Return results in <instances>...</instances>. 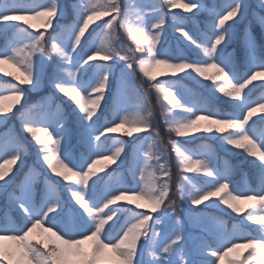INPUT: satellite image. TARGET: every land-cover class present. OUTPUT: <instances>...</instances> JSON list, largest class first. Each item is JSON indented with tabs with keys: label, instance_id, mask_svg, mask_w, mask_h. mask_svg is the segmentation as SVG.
Segmentation results:
<instances>
[{
	"label": "snow or ice",
	"instance_id": "6c2138e0",
	"mask_svg": "<svg viewBox=\"0 0 264 264\" xmlns=\"http://www.w3.org/2000/svg\"><path fill=\"white\" fill-rule=\"evenodd\" d=\"M201 13L206 27L194 34ZM169 18L194 55L169 44ZM245 20L241 67L227 45ZM253 23L264 35V0L217 7L203 0H0V125L17 115L36 148L17 180L13 166L25 165L29 146L14 128L0 133V264H264V95L252 97L254 82L264 88V50ZM137 72L139 86L131 83ZM188 79L208 95L173 93ZM46 85L52 91L28 101L29 91ZM105 107L110 115L101 120ZM200 132L226 152L239 150L252 175L242 170L237 183L227 157L176 139ZM200 205L231 210L235 223L229 229L222 216L193 215ZM185 218L198 227L212 219L216 228L189 234Z\"/></svg>",
	"mask_w": 264,
	"mask_h": 264
},
{
	"label": "rangeland",
	"instance_id": "374dc122",
	"mask_svg": "<svg viewBox=\"0 0 264 264\" xmlns=\"http://www.w3.org/2000/svg\"><path fill=\"white\" fill-rule=\"evenodd\" d=\"M66 2H67V0H66ZM203 2L207 6L217 7V6H221L224 1L223 0H203ZM250 2L253 4V6H255V0H250ZM172 11L181 12V14L183 16H185V17H190L191 16V13H183L182 9H176V10H172ZM103 19L106 20L107 17H105ZM196 19H198L200 23L198 25V28L196 30H194V34H195V31H203L204 28L206 27L205 22L208 19L207 13H201ZM248 19H251L250 15H249ZM102 22L103 21H96V24H101ZM33 23L39 24V21H33ZM54 23H55V21H54ZM246 23H247V20L245 21V24ZM245 24H243L241 26L240 25H235L234 26V28H233V30H234L233 31V38H232V40L228 41L229 43H231L235 39L234 46L233 47H230V46L228 47L227 46V51L228 52H233V50H235V54L237 56V62L241 61L240 63L238 62V64L241 67H243V65L245 63L244 54H243L242 47H241V35L243 34V30H244V25ZM91 27H95V24L92 25ZM29 30L31 31L32 29H29ZM252 31H253V33H254V35L256 37V40L259 43L261 49L264 50V35H262L261 30L260 29L256 30V29H254V27H252ZM86 35H87V33H86ZM178 36H179V34H176V33L173 32V30L171 28V19L169 18V28H168V34H167V40H168L169 44H171L173 47H176V46L183 47L188 52V54L190 55L191 52L188 50V47H186L187 44L184 42L182 37H180V36L178 37ZM3 43H4L3 36L0 35V45H3ZM4 68L7 71H12V72H16L17 71L11 65H7V64L4 65ZM17 74H19V73H17ZM0 75H2V74H0ZM180 75H183V74H180ZM4 79L5 80H11V77H5ZM141 79H142V74H139L137 72L136 76L132 79L131 83L133 85L139 86L140 83H141ZM143 79H146V78H143ZM158 79H161V80H167V79L175 80L176 78L175 77H169V76H158ZM211 83L212 82H210V81H204L205 85H208V84H211ZM254 83L257 86L254 88V90L252 92V97L253 98H257V97H259L261 95H264V88H261L259 86L260 82L257 81V82H254ZM189 89H195V90L199 91L200 93H202L203 95H208V93L210 91V89L204 87L203 85H197L191 79L181 81L180 86L174 87L172 89V91H173V93H175V92H177L179 90L181 92V94H186ZM50 91H52L51 88L46 85L45 87H43L42 90L29 91L28 94H27V99H28L29 102H32L34 100H37L39 97L44 96L46 93H49ZM58 98L61 99V102L64 103L65 108L68 109V111L70 112L71 111V106L66 102V98H60V97H58ZM177 98H179V97H177ZM150 101H151V106L153 108V111L156 114V118L160 119L159 114H160V111H161V102H158L157 94L154 91L150 95ZM162 103H163V105L165 107H170V105L168 104L167 101H162ZM110 105H111V94L109 93L108 107H110ZM108 107H105L101 111L98 112V115H100L101 120H103L104 116L110 115ZM131 109L136 110L135 108H131ZM178 112H179V110H178ZM9 115L11 116V118L7 121V123L4 124V125H0V133L5 132L8 128H14L15 132L18 133L20 135V137L28 144L29 150H30L29 154L26 157L27 161H26L25 165L23 167H20V172L17 173L16 179L19 180L21 175L25 171L27 165H32L35 162V160H36V155H35L36 148H35V143L32 140L30 141V139H26L25 138L24 134H27V133H25V132H23L21 130V124H20V121L17 118V115H13V114H9ZM179 115H182V113L178 114V116L176 117L177 119L179 118ZM258 116H264V113H259L258 112ZM172 118L173 117L169 116V119H172ZM254 119H256V117H254ZM201 123H204V122L202 121ZM36 126L39 127V126H42V125H36ZM160 131H161V134L164 137V139L167 140L168 137H169V134L167 133L166 125H164L162 119L160 120ZM145 135H146V133L134 134V136H139L141 138H143ZM171 135H172L173 138H176L174 133L171 134ZM123 138L125 140H129L130 139L128 137H123ZM176 139H178L181 143L186 144L189 148H192V149H194L196 151H204V150H207L208 146H211L217 152V149H216L214 143L212 142L213 139H212V141H210V140L206 141V140H203V139H198V140H195V139H189L188 140L187 139L185 141V140H183L185 138L182 139L181 137L176 138ZM189 142H191V144H189ZM130 151L131 150L129 149V152ZM222 151H223V153L220 151V153L217 152V154L220 157H227V159H229L228 158V152H224V150H222ZM237 151H239V150H237ZM193 158H198V157L194 156ZM18 164L13 166L14 171L16 170ZM171 165H172L173 173H174L173 181H175L176 180V176H175L176 159H175V154L174 153L171 155ZM37 167H39V165H37ZM113 169H116V165L115 164L111 165L105 171L111 172ZM41 170H43V169H41ZM242 170L247 172L249 174V176L252 175L249 164H247V166H245V168L242 169ZM99 175L104 176L105 172H101V173H99ZM187 175H189L190 177H192L194 179H200V177L197 174H195V173H187ZM53 178L56 179L55 177H53ZM128 179H131V177L129 176ZM233 179H235L237 181V183L241 182V176L239 178L236 177V176H233ZM9 190H11V189H9ZM62 195H63L65 200L68 199V193L67 192H63ZM2 197H5V196H0V216L3 215V211H4L5 207H6V199L4 201H1ZM241 206L243 207L244 205L242 204ZM183 207L185 208L186 211L189 209V206L187 204H184ZM197 212H202L204 217H208L209 214H212V215L217 216V217L222 216L216 210H212V211H210L209 209L205 210L203 206H199L198 208L194 206L193 209H192V214L195 215ZM10 214H11V216L13 218L16 217V213L14 211H12ZM233 215H236V214L233 213ZM222 217H223V219L225 221H227L228 227H229V229H231V226H232L233 223H235V220L233 218H228L227 216H224V215ZM233 217H235V216H233ZM236 219L238 220L239 217H236ZM249 223H251V222H249ZM199 227H207L209 229H214V228H216V224L214 223V221L212 219L205 218V219H202L199 222ZM199 227L197 225H195V224H191L189 222V220L187 218H185V230L189 234H191L193 231H197L198 232L199 231Z\"/></svg>",
	"mask_w": 264,
	"mask_h": 264
},
{
	"label": "trees",
	"instance_id": "16d2710c",
	"mask_svg": "<svg viewBox=\"0 0 264 264\" xmlns=\"http://www.w3.org/2000/svg\"><path fill=\"white\" fill-rule=\"evenodd\" d=\"M224 1V0H223ZM246 21V20H245ZM245 21H242V22H240V23H237L236 25H243V24H245ZM253 27H254V29H260V27L258 26V25H256L255 23H253ZM234 31V30H233ZM179 37V36H178ZM181 39V38H180ZM182 40V39H181ZM234 43H235V39L231 42V43H229L228 42V47L230 46V47H233L234 46ZM186 45V44H185ZM186 47H188L187 45H186ZM188 50L191 52V54L190 55H194V52H193V50L191 49V48H189L188 47ZM239 55V54H238ZM239 63L241 62V61H238ZM129 111L130 112H132V111H135L134 109H129ZM24 136H25V138L26 139H30V141L32 140L34 143H35V141L31 138V136H30V134H24ZM195 136L196 137H199V139H203V140H206V141H212V139H213V143H214V145H215V147H216V149H217V152H219L220 153V151L223 153V151L222 150H224V148L223 147H221V144L215 139V138H210V134H207V133H203V132H200V133H196L195 134ZM182 139L183 138H185V139H183V140H189V138H187V137H181ZM195 140H198V139H195ZM192 142V141H191ZM191 142H189V144H191ZM224 152H226L225 150H224ZM238 152L239 151H237V154H233V153H229L228 152V160H230L231 162H232V164H234V165H236V170H235V174H234V176H236V177H240L241 176V171H242V169H244L245 168V166H247V163H245L244 162V157L243 156H241V155H239L238 154ZM26 161L27 160H25V163H26ZM20 168L21 166L18 164V166H17V168ZM40 167V166H39ZM250 169H251V166H250ZM251 173H252V170H251ZM41 187H42V185H41ZM6 199V197H2L1 198V201H4ZM200 206H203L204 207V205H200ZM223 207V206H222ZM210 211H212V210H216L220 215H224V216H227L228 218H233V216H235V215H233V214H231V215H229L228 213H230L231 212V210H228V213H224V212H221V211H219V210H217V209H215V208H208Z\"/></svg>",
	"mask_w": 264,
	"mask_h": 264
}]
</instances>
